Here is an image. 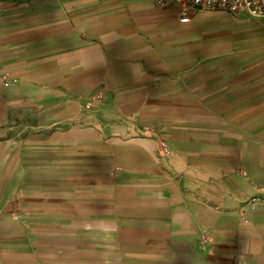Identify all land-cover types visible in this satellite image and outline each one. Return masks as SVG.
Wrapping results in <instances>:
<instances>
[{
    "label": "crops",
    "instance_id": "1",
    "mask_svg": "<svg viewBox=\"0 0 264 264\" xmlns=\"http://www.w3.org/2000/svg\"><path fill=\"white\" fill-rule=\"evenodd\" d=\"M188 17L0 0V264H264V14Z\"/></svg>",
    "mask_w": 264,
    "mask_h": 264
},
{
    "label": "built area",
    "instance_id": "2",
    "mask_svg": "<svg viewBox=\"0 0 264 264\" xmlns=\"http://www.w3.org/2000/svg\"><path fill=\"white\" fill-rule=\"evenodd\" d=\"M156 7L165 9L176 7L179 10L181 23L189 21L188 13L194 7L209 11H222L228 14L246 13L255 17L264 14V0H149ZM6 85V82H5ZM255 204V199L252 200ZM251 204V205H252Z\"/></svg>",
    "mask_w": 264,
    "mask_h": 264
}]
</instances>
